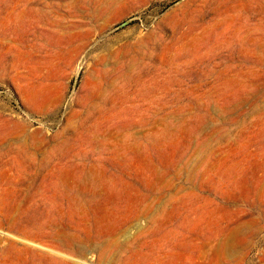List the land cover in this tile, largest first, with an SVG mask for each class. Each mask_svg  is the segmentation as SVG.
Listing matches in <instances>:
<instances>
[{
  "label": "rangeland",
  "instance_id": "1",
  "mask_svg": "<svg viewBox=\"0 0 264 264\" xmlns=\"http://www.w3.org/2000/svg\"><path fill=\"white\" fill-rule=\"evenodd\" d=\"M0 264H264V0H0Z\"/></svg>",
  "mask_w": 264,
  "mask_h": 264
}]
</instances>
